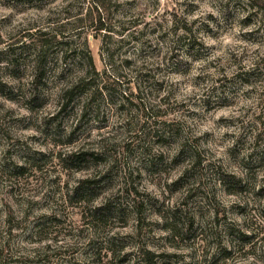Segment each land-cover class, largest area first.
<instances>
[{
    "label": "rangeland",
    "instance_id": "obj_1",
    "mask_svg": "<svg viewBox=\"0 0 264 264\" xmlns=\"http://www.w3.org/2000/svg\"><path fill=\"white\" fill-rule=\"evenodd\" d=\"M248 1L0 0V264H264V11ZM53 30L67 44L32 86L24 44ZM86 55L95 89L62 108Z\"/></svg>",
    "mask_w": 264,
    "mask_h": 264
},
{
    "label": "trees",
    "instance_id": "obj_2",
    "mask_svg": "<svg viewBox=\"0 0 264 264\" xmlns=\"http://www.w3.org/2000/svg\"><path fill=\"white\" fill-rule=\"evenodd\" d=\"M264 1V0H263ZM254 3H252L251 0L248 1V7L250 12H253V14H260L262 11H264V7H262L260 0H254ZM94 6L99 9V6L96 2H94ZM102 15V14H101ZM97 15V21L102 19V16ZM93 19V18H91ZM181 35L180 39L182 41L186 40V46L188 45L189 42V29L186 28V25H182V27H178ZM48 33H51L48 35ZM60 33L53 30L52 32H38L36 34H29V41L26 42L24 45H27L31 48V53H30V83L33 86V84L36 82V80L39 79L41 74L43 73L45 66H46V48L50 46L51 43H54L55 45H66V41H61L59 39H56V36L59 35ZM179 38V37H178ZM7 53V62L11 63V61H14L15 58L17 57L16 53L14 52H7V49L5 50V54ZM86 59V64L88 66V70L84 72L80 77L72 80L71 82L67 83L64 85V87L61 88L60 90V95L65 98L64 102L61 104V107L63 108L66 103L72 99L76 91H79L80 88L86 87L90 88L94 86V84H91L90 79L91 75H96L94 72L93 64L88 55L85 57ZM64 60V58L62 59ZM99 88H104L100 86ZM95 89V88H93ZM8 97L7 95H4ZM91 153H86V152H77V151H69L65 154H63L62 157H60V160H65L69 162H76L78 165H80L84 160H86V157L90 155ZM88 183H91L89 179H81L76 185H74L70 189V193L77 194L78 189L81 187L82 184H85L88 186ZM88 188V187H87ZM70 194V195H71ZM104 205L97 206L93 208L92 212L94 214L99 213L100 209H103ZM99 217V216H98ZM96 217V218H98ZM172 234V233H171ZM173 235V234H172ZM150 260V259H149ZM148 264H155L154 261L150 260V263Z\"/></svg>",
    "mask_w": 264,
    "mask_h": 264
}]
</instances>
